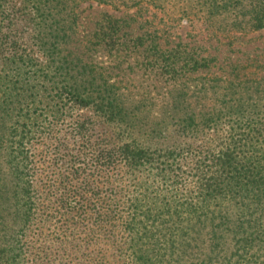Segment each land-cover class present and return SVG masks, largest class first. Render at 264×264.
<instances>
[{"label":"trees","instance_id":"trees-1","mask_svg":"<svg viewBox=\"0 0 264 264\" xmlns=\"http://www.w3.org/2000/svg\"><path fill=\"white\" fill-rule=\"evenodd\" d=\"M244 1L200 4L231 26L264 27V0ZM63 3L0 0V264H210L226 245L221 263L251 250L264 255L259 82L214 76L192 92L184 84L162 94L167 103L154 116L145 100L62 46L69 34L60 32L75 25L72 16L59 26ZM21 21L37 31L44 64L19 43ZM104 21L94 46L127 47L122 19ZM206 60L193 69L209 67ZM207 91L214 105L196 110ZM76 104L115 137H102L90 115L71 113Z\"/></svg>","mask_w":264,"mask_h":264},{"label":"rangeland","instance_id":"rangeland-1","mask_svg":"<svg viewBox=\"0 0 264 264\" xmlns=\"http://www.w3.org/2000/svg\"><path fill=\"white\" fill-rule=\"evenodd\" d=\"M62 1L64 3L60 7L63 6V9L57 14V17H63L59 26L64 28L67 19L75 18L72 28L60 32L61 35L64 31L69 34L68 38L61 39L62 46L95 62L111 79L118 80L123 91L134 101L145 100L148 103L146 109L154 116H161L167 103L163 93L176 92L184 84L187 85L184 89L192 92L194 85L214 76L251 80L252 83L250 81L248 84L254 87L259 82L258 87L264 90V27L251 29L231 26L219 15L209 17L202 9L200 0ZM106 14L122 19L120 34L125 41L131 40L127 47L124 45L110 51L94 46V33L105 22ZM20 23L21 31L16 33L20 37L19 43L27 47L38 65L44 64L45 53L32 37L37 31L28 21ZM39 36L49 37L45 32ZM140 37L142 40H138ZM201 58L207 59L209 67L196 71L192 65ZM183 65L185 68L182 67L184 70L181 71ZM202 95H205L202 101L193 102V105L196 110L206 111L214 105L212 92L207 91ZM69 111L90 115L102 137H115L111 126L93 115L90 107L76 104ZM223 232L227 233L225 227ZM225 238L229 243L230 237L226 235ZM204 247L206 243L199 244V252L204 253ZM228 249L226 245L225 252L214 255L210 264H226V261L221 263V257L228 255ZM187 258L184 257V261ZM262 258L264 255L260 257L259 253L251 250L238 253L231 259L236 260L235 264H261ZM190 262L188 258L185 264H192Z\"/></svg>","mask_w":264,"mask_h":264}]
</instances>
